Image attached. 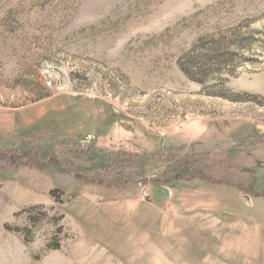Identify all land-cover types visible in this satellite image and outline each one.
<instances>
[{
    "label": "rangeland",
    "instance_id": "obj_1",
    "mask_svg": "<svg viewBox=\"0 0 264 264\" xmlns=\"http://www.w3.org/2000/svg\"><path fill=\"white\" fill-rule=\"evenodd\" d=\"M0 114L23 122L0 150L48 164L0 179V264L93 259L76 211L98 191L264 231V0H0ZM117 151L144 158L101 171ZM21 188L51 201L23 206ZM239 264H264V235Z\"/></svg>",
    "mask_w": 264,
    "mask_h": 264
},
{
    "label": "crops",
    "instance_id": "obj_2",
    "mask_svg": "<svg viewBox=\"0 0 264 264\" xmlns=\"http://www.w3.org/2000/svg\"><path fill=\"white\" fill-rule=\"evenodd\" d=\"M22 123L17 115L0 114V129L6 133ZM107 191L78 197L77 203L87 205L76 211L86 234L79 250L84 256L94 251L95 257L77 264H239L248 250L261 254V226L249 229L239 217L231 224L228 216L196 213L193 205L183 207L167 197L127 196L125 190L112 197ZM16 199L23 206L49 200L27 188L18 190Z\"/></svg>",
    "mask_w": 264,
    "mask_h": 264
},
{
    "label": "trees",
    "instance_id": "obj_3",
    "mask_svg": "<svg viewBox=\"0 0 264 264\" xmlns=\"http://www.w3.org/2000/svg\"><path fill=\"white\" fill-rule=\"evenodd\" d=\"M196 80L201 81L199 79ZM147 156L151 157V154H147ZM143 158L144 156L142 154H133L117 151L108 157L106 162L107 164H109L102 167L101 171H109L114 169L118 170V168H120V165H118L119 160H121V162L132 163L131 167L133 166V168L136 170L138 168L136 164ZM47 165L48 164L45 162V159L41 156L40 152L36 151L35 149L28 152H21L14 147L0 150V179L4 181L10 179L11 176L9 174L16 172L22 167L41 168ZM56 165L60 167L59 162L56 163ZM60 169L64 170L65 168L61 166ZM66 170L69 174L73 175L77 179L91 182V180L89 179L90 177L88 178V176L84 174L85 171L83 172V170H81L82 172L76 171L73 167L67 168ZM132 175L133 176H131L129 179H126L125 181L121 182L118 187H127V185L133 181V177H136L137 171L133 172ZM140 183L143 182L140 180ZM99 184L102 185L101 182H99ZM50 194L53 198L59 197L60 199H63L65 195L64 191L59 189L51 190Z\"/></svg>",
    "mask_w": 264,
    "mask_h": 264
},
{
    "label": "built area",
    "instance_id": "obj_4",
    "mask_svg": "<svg viewBox=\"0 0 264 264\" xmlns=\"http://www.w3.org/2000/svg\"><path fill=\"white\" fill-rule=\"evenodd\" d=\"M93 141V136H88L86 139H84L82 141V146L83 148H86L87 146H89Z\"/></svg>",
    "mask_w": 264,
    "mask_h": 264
},
{
    "label": "water",
    "instance_id": "obj_5",
    "mask_svg": "<svg viewBox=\"0 0 264 264\" xmlns=\"http://www.w3.org/2000/svg\"><path fill=\"white\" fill-rule=\"evenodd\" d=\"M165 194L168 195L166 190H165Z\"/></svg>",
    "mask_w": 264,
    "mask_h": 264
}]
</instances>
